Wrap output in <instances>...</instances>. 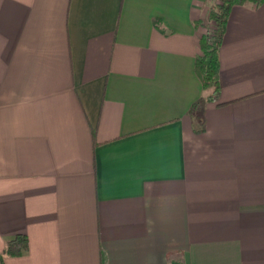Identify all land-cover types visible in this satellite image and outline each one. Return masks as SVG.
I'll return each mask as SVG.
<instances>
[{
  "label": "crops",
  "instance_id": "1",
  "mask_svg": "<svg viewBox=\"0 0 264 264\" xmlns=\"http://www.w3.org/2000/svg\"><path fill=\"white\" fill-rule=\"evenodd\" d=\"M210 6L0 0V264H264V0L231 10L215 100Z\"/></svg>",
  "mask_w": 264,
  "mask_h": 264
},
{
  "label": "trees",
  "instance_id": "2",
  "mask_svg": "<svg viewBox=\"0 0 264 264\" xmlns=\"http://www.w3.org/2000/svg\"><path fill=\"white\" fill-rule=\"evenodd\" d=\"M251 0H219L213 4L208 12L207 20L214 24L213 30L206 31L199 41L201 53L197 63L202 73L203 86L211 90L207 97L215 100L220 93V56L219 51L227 27L229 16L234 5ZM204 24V20L201 22ZM201 100L193 105V109L200 105ZM29 240L25 234H17L8 240L4 254L9 256H20L27 251Z\"/></svg>",
  "mask_w": 264,
  "mask_h": 264
},
{
  "label": "rangeland",
  "instance_id": "3",
  "mask_svg": "<svg viewBox=\"0 0 264 264\" xmlns=\"http://www.w3.org/2000/svg\"><path fill=\"white\" fill-rule=\"evenodd\" d=\"M207 1H209L210 4H211V6H212L213 4H215V2H218L219 0H207ZM207 22H208V24H207V31L213 30L214 24L212 22L208 21V20H207Z\"/></svg>",
  "mask_w": 264,
  "mask_h": 264
}]
</instances>
